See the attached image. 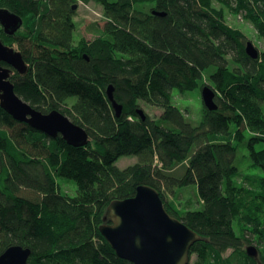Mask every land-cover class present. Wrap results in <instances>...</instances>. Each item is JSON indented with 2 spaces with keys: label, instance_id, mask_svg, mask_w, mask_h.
Wrapping results in <instances>:
<instances>
[{
  "label": "trees",
  "instance_id": "trees-1",
  "mask_svg": "<svg viewBox=\"0 0 264 264\" xmlns=\"http://www.w3.org/2000/svg\"><path fill=\"white\" fill-rule=\"evenodd\" d=\"M74 1L0 0L29 28L23 36L0 31L29 66L25 75L14 71L16 94L43 114L59 111L90 139L71 146L0 105V256L21 246L31 251L28 264H133L117 256L100 226L111 223L105 216L112 201L148 185L201 237L190 264H258L249 246L264 264V51L252 59L246 36L224 18L245 13L264 44V0H99L107 22L91 41L74 40ZM110 85L120 117L107 96ZM205 86L216 91L218 110L204 107L195 125L174 91ZM140 103L163 113L156 120L144 111L143 120ZM245 143L262 173L244 179L251 187L238 182L235 165ZM123 156L139 162L120 169L115 163ZM59 179L74 183V195ZM191 185L203 209L179 213L164 193Z\"/></svg>",
  "mask_w": 264,
  "mask_h": 264
},
{
  "label": "water",
  "instance_id": "water-1",
  "mask_svg": "<svg viewBox=\"0 0 264 264\" xmlns=\"http://www.w3.org/2000/svg\"><path fill=\"white\" fill-rule=\"evenodd\" d=\"M153 14L166 16L164 12L154 11ZM0 25L7 35L12 36L22 27L23 19L7 8H0ZM246 52L254 60L261 54L251 41L246 44ZM13 71L25 75L29 69L23 55L0 40L1 107L15 120L52 138L61 135L71 146H86L89 135L83 128L73 124L59 111L43 114L35 110L16 94L11 81ZM201 93L205 108L217 111L216 91L205 86ZM107 96L116 116L120 117L123 107L115 100L112 85L107 89ZM137 113L146 119L142 109ZM107 219L111 223L100 226L102 236L118 257L133 264H189L191 247L201 240L197 233L167 212L158 191L148 185L139 186L133 198L112 201L106 211L105 221ZM246 253L258 264H263L256 247H247ZM30 256V249L12 246L0 256V264H28Z\"/></svg>",
  "mask_w": 264,
  "mask_h": 264
},
{
  "label": "rangeland",
  "instance_id": "rangeland-1",
  "mask_svg": "<svg viewBox=\"0 0 264 264\" xmlns=\"http://www.w3.org/2000/svg\"><path fill=\"white\" fill-rule=\"evenodd\" d=\"M72 5H74L73 7H76L75 10H73L75 11L74 12L75 13L74 22L76 25L75 32H74V40L79 41L83 38H85L88 41L93 40L96 37L94 29L96 27L103 28L107 22V19L104 15L105 12H104L103 5L101 4L99 0H90L88 2H84L83 0H76L73 2ZM214 6L218 10H220L221 8V4H218V3H215ZM145 9L146 8L144 7L138 8V10H145ZM224 18L227 24L231 28L240 31L242 34L246 36V39H245L246 42L251 41L255 45V47H257L260 53L264 51V44L259 38L253 25L248 23L245 17V13L235 16L233 14H230V12H227V13L224 12ZM28 30L29 28L26 25V20L23 19L22 27L18 29V31L15 34L19 36H23L28 33ZM13 48L19 51V47L17 46V44H15ZM28 69H29V66H28ZM206 84L212 86L211 83L209 82L208 76H205L204 78V85ZM174 95H175L174 100H175L176 105L185 110L188 121L192 122L195 125H198L202 120V111H203V108L205 107L203 100H202L201 88H197L196 90L187 92L185 94H181L175 90ZM140 105H141V109H143V111H145V113L148 116H150L152 119L158 120L163 113L161 109L150 106L148 104L140 103ZM258 148H262V147H258ZM248 152L249 151H248V147H246V143L245 145L240 146L238 149V153L236 156L237 158L235 162V165L239 168L240 175H241L238 177V182L243 183V184H244L245 178L250 179V178H253L254 175L262 176L261 172L256 171L251 166L252 161L248 158ZM156 160H157V157H156ZM138 162H139V158L136 156H123L119 160H117L115 165L120 169H126L127 167L135 165ZM177 172L179 174H182L183 172L182 165H180L179 168H177ZM59 183H61L62 189L65 193L74 195V192L76 189L74 183L65 182L62 179H59ZM244 186L251 187L249 182H245ZM159 196H160V193H159ZM164 196L168 202L173 204V206L179 211V213L186 212L187 210L203 209V204L199 197L197 187L194 185H191V186H188L182 189L175 188L172 192L168 191L164 193ZM179 220L181 221V219ZM235 230H236V233L239 234L237 222H235ZM230 252L228 251L226 255H229ZM195 261H196V256H193L190 263H194Z\"/></svg>",
  "mask_w": 264,
  "mask_h": 264
},
{
  "label": "flooded vegetation",
  "instance_id": "flooded-vegetation-1",
  "mask_svg": "<svg viewBox=\"0 0 264 264\" xmlns=\"http://www.w3.org/2000/svg\"><path fill=\"white\" fill-rule=\"evenodd\" d=\"M1 30H3V28H2L1 25H0V31H1ZM3 31H4V30H3ZM4 33H5V31H4ZM5 34H6V33H5Z\"/></svg>",
  "mask_w": 264,
  "mask_h": 264
},
{
  "label": "bare ground",
  "instance_id": "bare-ground-1",
  "mask_svg": "<svg viewBox=\"0 0 264 264\" xmlns=\"http://www.w3.org/2000/svg\"><path fill=\"white\" fill-rule=\"evenodd\" d=\"M23 19V18H22ZM4 30V29H3ZM3 30H1V31H3ZM13 36V35H12ZM0 40H1V38H0ZM2 41V40H1Z\"/></svg>",
  "mask_w": 264,
  "mask_h": 264
}]
</instances>
